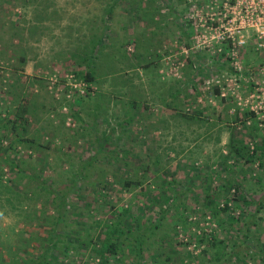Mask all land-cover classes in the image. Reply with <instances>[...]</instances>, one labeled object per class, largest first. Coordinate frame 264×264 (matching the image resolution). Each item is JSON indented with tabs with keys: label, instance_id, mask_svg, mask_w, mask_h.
<instances>
[{
	"label": "rangeland",
	"instance_id": "obj_1",
	"mask_svg": "<svg viewBox=\"0 0 264 264\" xmlns=\"http://www.w3.org/2000/svg\"><path fill=\"white\" fill-rule=\"evenodd\" d=\"M220 2L0 0V264L33 262L55 232L66 238L48 261L102 264L93 222L124 210L141 257L126 244L105 264H264V52L254 36L236 46L208 30ZM79 173L51 231L56 206L39 186Z\"/></svg>",
	"mask_w": 264,
	"mask_h": 264
},
{
	"label": "trees",
	"instance_id": "obj_2",
	"mask_svg": "<svg viewBox=\"0 0 264 264\" xmlns=\"http://www.w3.org/2000/svg\"><path fill=\"white\" fill-rule=\"evenodd\" d=\"M83 79L85 81H93L94 77H93L92 70L88 69L87 71H85V74H83ZM180 94H181L180 88L176 89L175 92L170 93V95L172 96L171 103H167V105L169 106L173 103L172 106L175 108L176 102L174 99L176 97H179ZM25 110H26V107L25 105H23V107L21 108V111L17 110L16 113L14 114V118L11 121V128L13 130H16L19 128L21 130L25 129L22 126V122H23L22 120H23V115L25 113ZM194 112L196 113L185 112L184 119L196 120L197 118H199L198 116H200L199 114H201V111L194 110ZM96 140L98 141L99 139L96 138ZM23 141H27L30 144V146L41 144L39 140L37 139H33V138L24 139V137L18 134L17 137L15 138V142H23ZM106 141L107 139H105V142ZM262 141H263V144L258 145L257 148L258 150L262 149L264 152V139H262ZM105 142L101 141L100 143L101 150L104 147L103 144H105ZM45 144H46L45 146H48V143H45ZM228 145H229V148H231V150L233 149V150L238 151V147L235 144V137L233 136V133H230ZM92 160H93L92 158H87L84 161H82V164L83 165L90 164ZM261 160L262 162L264 161V155H262ZM80 170L81 169H79L78 171ZM18 172L20 173L22 177L26 176V177H29L31 180H34L36 178L32 173H30V171L27 172L26 170L24 172L22 168H19ZM75 176L76 177H73L71 179L70 185L67 184L64 187L59 186L55 188L53 184H47V183H41L39 186L41 189L44 190L45 194H48L49 197L50 195L52 196L51 199L50 198L49 199L50 201H52V204L54 203L56 206L55 210H56L57 216L53 219L51 218L49 222L52 226L51 231L56 229L57 225L60 224L61 220L63 219L62 215L66 213L69 192L74 190L72 188L76 184L78 179H82V173H79ZM133 180L130 178L124 179L122 185L125 188H129L131 186L141 185L143 182L142 180H138V179H136V181L135 180L133 181ZM105 188H108V187H105ZM31 190H34V189H31ZM261 207H262V202L256 201L255 211H258ZM126 211L127 210H124L122 213L118 214L114 220L106 218V219H102V221L94 220L93 222L94 223L93 225L102 227L101 232L104 234L103 238H101L100 236L99 238H96L94 241L95 245H93V248L96 249V254L101 256L102 264L106 263L105 258H104V255L106 254L111 255L113 258L114 257L120 258L121 255L123 254V252L121 251L123 250V248H125L126 244L128 245L129 252H135L137 258L141 257L140 252L143 248L142 244L144 243L143 233L139 231L134 232L132 230L130 223L127 222V218H125ZM251 223L253 224L255 223L254 219H252L248 223L247 230L249 229V226ZM150 225H151L150 227H156V225L154 224H150ZM83 229L84 230L82 231L83 233L81 234V236H77L78 244L81 247L88 246V244H90V242L93 240V237H91L92 235L89 233L91 232L90 229L89 228H83ZM53 236H54V239L49 237V242H51V244H49L47 248L33 260V262H20V263L18 262L17 264H55L54 261L51 262L47 260L46 254L50 252L51 249H54V248L58 249V247L56 246L57 242L61 240V237L62 239L66 238V234L63 232L62 233L55 232L53 233ZM88 237H90L89 241L87 239ZM245 237H247V235H245ZM129 238H132V239H129ZM128 243L132 244V246ZM214 244H215L214 242H211V243H208L207 245L208 247H210V246H213ZM96 245L98 246L96 247ZM65 247H66L65 245L62 246L63 249ZM221 248L222 247L217 248L215 252L213 253L212 255L213 261L219 260V258L222 257L223 254L221 253ZM139 263H141V261Z\"/></svg>",
	"mask_w": 264,
	"mask_h": 264
},
{
	"label": "built area",
	"instance_id": "obj_3",
	"mask_svg": "<svg viewBox=\"0 0 264 264\" xmlns=\"http://www.w3.org/2000/svg\"><path fill=\"white\" fill-rule=\"evenodd\" d=\"M215 6L217 13L208 17L211 22L207 27L216 38H228L233 45L241 46L244 36H254L257 50L264 52V0H221Z\"/></svg>",
	"mask_w": 264,
	"mask_h": 264
}]
</instances>
